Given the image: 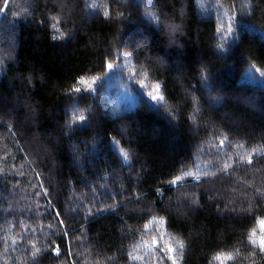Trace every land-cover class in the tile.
Wrapping results in <instances>:
<instances>
[{"label":"trees","instance_id":"16d2710c","mask_svg":"<svg viewBox=\"0 0 264 264\" xmlns=\"http://www.w3.org/2000/svg\"><path fill=\"white\" fill-rule=\"evenodd\" d=\"M0 60V264H264V0H0Z\"/></svg>","mask_w":264,"mask_h":264},{"label":"rangeland","instance_id":"374dc122","mask_svg":"<svg viewBox=\"0 0 264 264\" xmlns=\"http://www.w3.org/2000/svg\"><path fill=\"white\" fill-rule=\"evenodd\" d=\"M221 29L222 31L225 29L228 30V18ZM247 77L250 80L258 83L264 82V73L255 68L248 72ZM102 83L104 86L105 94L109 99L108 105L111 108L113 114H119V112L123 111L124 108L127 109L135 105L138 101V96H143L147 98L148 101L156 105L163 102L159 100H152V95H161L160 86L157 90V85L151 86L149 88L147 84H144L142 82L140 84L133 83L131 77L123 73L122 66L112 65V69H109V72L105 77H96L94 79L88 78L83 82L82 88L84 90H91L92 92H95L97 86L101 85ZM143 84L144 86H147L146 89L140 87ZM149 93H151L152 95H149ZM252 240L257 245L264 247V221H261L259 223V228L256 232L253 233ZM153 247H160V243L158 240H155L153 242ZM151 249L152 248L149 247L147 250Z\"/></svg>","mask_w":264,"mask_h":264},{"label":"snow or ice","instance_id":"6c2138e0","mask_svg":"<svg viewBox=\"0 0 264 264\" xmlns=\"http://www.w3.org/2000/svg\"><path fill=\"white\" fill-rule=\"evenodd\" d=\"M107 67L109 69H112V64H108ZM159 89V85H157V90ZM76 92H80V88H75L74 89ZM149 95H152L151 93H149ZM164 97L162 95H152V100L153 101H156V100H159V101H163ZM80 119L83 120L84 117L81 115L80 116ZM114 143H118V141H114ZM223 143V141L221 142ZM122 152V155L124 157V160L127 161L128 160V154L126 152H123V150H121ZM249 163H251V159L249 158ZM172 183H175V181H173ZM182 247V244L180 245ZM58 251V250H57ZM173 264H175V261H173Z\"/></svg>","mask_w":264,"mask_h":264},{"label":"bare ground","instance_id":"6f19581e","mask_svg":"<svg viewBox=\"0 0 264 264\" xmlns=\"http://www.w3.org/2000/svg\"><path fill=\"white\" fill-rule=\"evenodd\" d=\"M1 62H2V60H0ZM2 65V64H1ZM1 68V67H0ZM150 97V96H149ZM4 167V166H3ZM6 167V166H5ZM3 169V168H2ZM1 171V170H0ZM7 173V172H6ZM1 174V173H0ZM2 177H4V176H1V178L0 179H2ZM43 182V181H42ZM20 185V184H19ZM20 187V186H19ZM21 187H22V185H21ZM20 187V188H21ZM45 188V187H44ZM28 193V192H27ZM50 194V193H49ZM32 201V200H31ZM34 202V201H33ZM38 205V204H37ZM53 219V218H52ZM47 237V236H46ZM52 238V237H51ZM50 238V239H51ZM56 240V239H55ZM45 241V240H44ZM68 249V248H67ZM70 249V248H69ZM4 256H6V255H4ZM9 257V256H8ZM163 259V258H162ZM161 260V259H160ZM158 263V262H157ZM19 264V263H18Z\"/></svg>","mask_w":264,"mask_h":264}]
</instances>
